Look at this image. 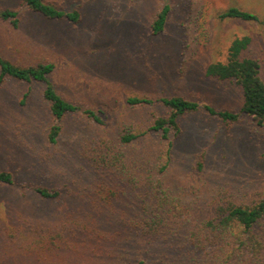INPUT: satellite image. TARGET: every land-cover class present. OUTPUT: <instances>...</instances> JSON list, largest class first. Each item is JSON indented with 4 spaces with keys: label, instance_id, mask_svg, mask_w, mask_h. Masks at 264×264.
Returning <instances> with one entry per match:
<instances>
[{
    "label": "rangeland",
    "instance_id": "374dc122",
    "mask_svg": "<svg viewBox=\"0 0 264 264\" xmlns=\"http://www.w3.org/2000/svg\"><path fill=\"white\" fill-rule=\"evenodd\" d=\"M43 1L66 13L77 10L80 21L49 20L22 0H0V10L19 16L16 28L0 19V59L18 67L52 64L48 81L56 92L103 112L105 123L69 115L50 145L53 119L42 97L45 85L10 78L0 85V171L13 172L16 180L13 186L0 184V264H264V250L240 251L234 238L203 228L220 204L264 201V124L245 115L235 123L203 110L181 118L182 132L162 180L167 200L152 213L142 214L139 189L97 206L90 202L96 192L89 185L105 156V141L126 156L134 179L139 174L147 183L156 179L165 152L160 134L129 146L117 143L126 128L136 134L168 110L158 103L130 106L129 97L180 96L239 112L241 88L204 72L210 63L225 62L234 39L247 36L250 44L241 57L259 63L264 81V0ZM165 5L164 30L153 34V21ZM230 7L258 21L220 20ZM23 185L64 191L50 201ZM47 233H62L61 240L54 239L56 247L33 244Z\"/></svg>",
    "mask_w": 264,
    "mask_h": 264
},
{
    "label": "trees",
    "instance_id": "16d2710c",
    "mask_svg": "<svg viewBox=\"0 0 264 264\" xmlns=\"http://www.w3.org/2000/svg\"><path fill=\"white\" fill-rule=\"evenodd\" d=\"M31 12L41 15L49 20L67 19L73 23L80 21L81 15L75 10L72 12H64L55 5L47 3L43 0H22ZM169 13V7L165 5L156 14L152 24L153 34H159L164 30L166 20ZM0 19L9 21L14 27H18L19 16L17 11L5 9L0 10ZM220 20L237 19L240 21L257 22L254 14L230 7L219 15ZM264 34V25L262 28ZM250 38L243 36L234 39L227 49L225 62H213L208 64L205 69V76L216 79L218 81L234 82L241 88L242 105L239 112L234 113L229 110H215L208 103L202 101H192L180 96L174 97H129L126 103L130 106L145 107L158 103L168 110L165 117L156 118L152 124L145 126V129L133 134L129 128L124 130L118 138V146H129L137 139L148 138L150 135L160 134L162 141H165L164 155L162 165L157 166L156 179L149 183L145 182L143 176L139 174L135 179L132 176L130 168L125 166L126 156L108 142H102L101 149L105 152V156H101L96 170L91 173L89 180L90 188H94L95 198H91V203L97 206H109L117 202V199L124 195L126 189L141 191L140 202L142 203V214L146 215L163 206L167 200L168 189L164 186L163 177L168 170L171 162V151L174 145V139L182 132L180 126L181 118L188 114L205 111L211 116H215L225 123H235L240 115H245L258 124H264V81L259 76V63L251 58L241 57L248 45ZM52 64H38L36 66L18 67L12 63L0 59V85L6 78H10L19 82L32 83L39 82L45 85L42 94L43 100L48 105V111L52 117V124L49 127L47 141L50 145L57 143V138L61 133V122L69 115L81 114L86 118L94 121L102 126L103 112L94 111L90 108L83 107L79 104L69 102L59 95L53 85L48 81V77L53 72ZM27 95H24L26 99ZM172 135V137H171ZM115 168L121 173H115ZM114 177V179L112 178ZM127 178V180H123ZM146 179V178H145ZM15 176L11 171H0V184L6 186L15 185ZM23 189L31 190L35 195L44 200H56L61 197L62 191L60 187L42 186V185H23ZM138 194V193H137ZM136 194V195H137ZM159 211V210H158ZM264 201H260L251 205H237L235 203L220 204L215 208L214 216L208 219L203 228L208 234H214L215 237L223 236V238H234L237 248L240 251H247L252 255H258L264 250ZM152 227L154 224H149ZM38 234L33 244L38 248H44L51 245L56 247L58 242L54 239H62V233L55 235ZM63 241V240H62ZM60 241V242H62ZM136 264H146L145 260H139Z\"/></svg>",
    "mask_w": 264,
    "mask_h": 264
}]
</instances>
